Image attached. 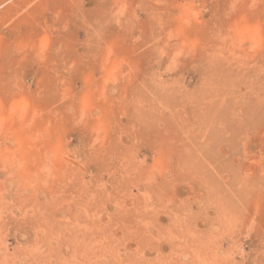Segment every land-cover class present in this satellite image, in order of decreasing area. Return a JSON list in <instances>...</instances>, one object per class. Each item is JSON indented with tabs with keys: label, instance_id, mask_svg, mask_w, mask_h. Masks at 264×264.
Segmentation results:
<instances>
[{
	"label": "rangeland",
	"instance_id": "374dc122",
	"mask_svg": "<svg viewBox=\"0 0 264 264\" xmlns=\"http://www.w3.org/2000/svg\"><path fill=\"white\" fill-rule=\"evenodd\" d=\"M0 264H264V0H0Z\"/></svg>",
	"mask_w": 264,
	"mask_h": 264
}]
</instances>
